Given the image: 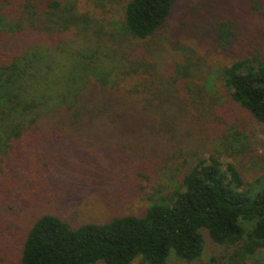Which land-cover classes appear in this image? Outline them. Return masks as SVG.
<instances>
[{
  "label": "rangeland",
  "instance_id": "374dc122",
  "mask_svg": "<svg viewBox=\"0 0 264 264\" xmlns=\"http://www.w3.org/2000/svg\"><path fill=\"white\" fill-rule=\"evenodd\" d=\"M128 1L0 0V65L35 45L69 42L83 48L96 44L117 48L126 62L141 60L150 66L136 73L131 65L116 70L110 90L138 100L143 95L135 94L139 90L134 85L145 79L153 84L146 87L151 103L170 106L161 112L169 118V128L154 130L160 136L149 141L105 131L97 120L90 128L68 126L52 114L15 138L10 135L13 123L33 115L24 106L35 102V86L45 82L52 87V78L61 77L58 82L67 87L77 75L97 73L106 62L94 65L86 56V60L76 56L52 72V61H36V69L45 67L49 73L36 79L28 92L22 85L16 107L12 103L19 96L17 87L2 98L5 89L0 85V264H20L27 233L43 214L57 215L73 228L125 215L142 216L175 190L199 158L217 157L224 168L237 165L246 184L264 174V124L231 98L220 78L224 66L237 60L249 56L264 60V0H177L164 26L145 40L132 39L124 29ZM53 2L58 6L52 7ZM76 14L87 20L84 25L52 27V19L60 22ZM226 21L232 24L233 37L222 47L218 24ZM66 50L58 54L65 58ZM185 66L190 78H182ZM175 67L186 82L172 84ZM163 84L160 93L155 86ZM59 91L54 84L51 101ZM239 148H245L244 153L237 152ZM204 237L200 261L216 257L217 264H226L233 248L215 243L207 233ZM132 264L148 263L137 258ZM167 264L199 263L172 255ZM246 264H264V250Z\"/></svg>",
  "mask_w": 264,
  "mask_h": 264
},
{
  "label": "trees",
  "instance_id": "16d2710c",
  "mask_svg": "<svg viewBox=\"0 0 264 264\" xmlns=\"http://www.w3.org/2000/svg\"><path fill=\"white\" fill-rule=\"evenodd\" d=\"M176 2L129 0L125 31L134 40L152 37L164 26ZM57 6L56 2L52 3V7ZM86 21L77 14L66 15L60 22L52 19V27L67 29L82 26ZM232 37L231 22H220V45L225 47ZM65 48H68V55L63 58L64 54L60 53L61 57L58 53ZM31 51L33 53L28 54ZM76 56L83 60L86 56L94 65L100 60L106 62V66L101 64L103 68L98 69L101 73L77 75L67 87L58 82L61 77L52 78V87L40 82L32 95L35 102L24 106V111L33 115L22 123H13L15 126L10 135L19 138L36 127L40 118L47 114L59 116V120L68 126L80 124L90 128L97 120L103 130L118 131L121 137L134 141H149L160 136L154 130L169 128V118L161 115L170 109L168 102L153 104L147 98L146 87L153 84L144 79L134 85L139 90L135 94L143 95L138 100H128L110 90L114 88L111 79L116 70L131 65L132 73H136L140 68L150 66L149 63L141 60L126 62L117 48L100 44L83 48L61 42L53 46L30 47L10 63L0 65V85L5 89L2 98L9 95L11 88L17 87L19 96L14 97L12 103L16 107L23 95L22 85L28 92L36 79L49 73L45 67L36 69V61H52L53 72L61 62L72 61ZM182 78H190L186 66ZM182 78L177 67L175 77H172L175 84H172L185 81ZM220 78L231 98L264 124V60L258 56L237 60L224 66ZM93 79L98 84L92 83ZM54 84L60 91L56 95L53 93L51 101ZM155 87L161 93L164 84ZM244 151L245 148H239L237 152ZM205 233L215 243L233 248L226 264H246L250 258L259 255L264 250V174L246 184L237 165L229 163L224 168L217 157L199 158L183 173L175 190L153 203L142 216L125 215L106 223H85L73 228L57 215L43 214L27 233L20 264H96L99 261L132 264L137 258L148 264H167L172 255L186 263L217 264L216 257L210 262L200 261L205 252Z\"/></svg>",
  "mask_w": 264,
  "mask_h": 264
}]
</instances>
